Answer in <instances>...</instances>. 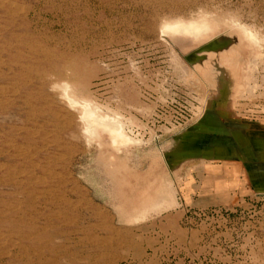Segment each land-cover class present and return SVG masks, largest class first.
<instances>
[{
  "label": "rangeland",
  "instance_id": "1",
  "mask_svg": "<svg viewBox=\"0 0 264 264\" xmlns=\"http://www.w3.org/2000/svg\"><path fill=\"white\" fill-rule=\"evenodd\" d=\"M222 107L264 122V0H0V264H264V194L164 162Z\"/></svg>",
  "mask_w": 264,
  "mask_h": 264
},
{
  "label": "crops",
  "instance_id": "2",
  "mask_svg": "<svg viewBox=\"0 0 264 264\" xmlns=\"http://www.w3.org/2000/svg\"><path fill=\"white\" fill-rule=\"evenodd\" d=\"M198 122L180 133L164 156L180 204L228 208L264 194V122L237 118L225 107Z\"/></svg>",
  "mask_w": 264,
  "mask_h": 264
},
{
  "label": "bare ground",
  "instance_id": "3",
  "mask_svg": "<svg viewBox=\"0 0 264 264\" xmlns=\"http://www.w3.org/2000/svg\"><path fill=\"white\" fill-rule=\"evenodd\" d=\"M205 24L203 23H200V24H197V23H193V22H182V23H175L173 26H172V29L176 32H185L186 34L189 33V34H193V35H198L199 33H201L200 31L203 30V28L205 29ZM207 29V28H206ZM168 30V28L166 29ZM172 30V31H173ZM171 31V32H172ZM173 34V33H172ZM71 86V84H70ZM2 102V101H1ZM89 103V102H88ZM80 105V103H79ZM90 105V103H89ZM82 106H86V105H83ZM88 107V106H87ZM90 108V107H89ZM88 112L86 111V114ZM88 114H91V113H88ZM89 116V115H88ZM120 132V131H118ZM117 132V133H118ZM121 133H122V130H121ZM119 136H122L120 133H118Z\"/></svg>",
  "mask_w": 264,
  "mask_h": 264
},
{
  "label": "built area",
  "instance_id": "4",
  "mask_svg": "<svg viewBox=\"0 0 264 264\" xmlns=\"http://www.w3.org/2000/svg\"><path fill=\"white\" fill-rule=\"evenodd\" d=\"M213 207H216V209H214V210H216L217 212H221L222 211V209L224 208L225 210H226V208L225 207H221V206H213ZM203 212V211H202Z\"/></svg>",
  "mask_w": 264,
  "mask_h": 264
}]
</instances>
